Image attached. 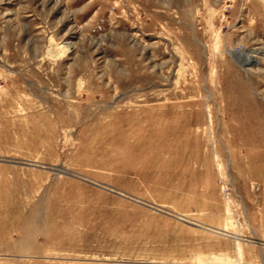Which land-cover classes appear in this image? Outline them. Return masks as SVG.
Here are the masks:
<instances>
[{
	"label": "rangeland",
	"instance_id": "374dc122",
	"mask_svg": "<svg viewBox=\"0 0 264 264\" xmlns=\"http://www.w3.org/2000/svg\"><path fill=\"white\" fill-rule=\"evenodd\" d=\"M261 46L264 0H0V264H264Z\"/></svg>",
	"mask_w": 264,
	"mask_h": 264
},
{
	"label": "bare ground",
	"instance_id": "6f19581e",
	"mask_svg": "<svg viewBox=\"0 0 264 264\" xmlns=\"http://www.w3.org/2000/svg\"><path fill=\"white\" fill-rule=\"evenodd\" d=\"M65 47L69 48V44H65ZM228 54L232 58L238 59L236 61L241 62L240 64H242L243 67L247 66V64H250L251 66L264 65V46L258 47L253 50H248L246 48H241L237 50H229ZM261 70H264V69H261Z\"/></svg>",
	"mask_w": 264,
	"mask_h": 264
}]
</instances>
